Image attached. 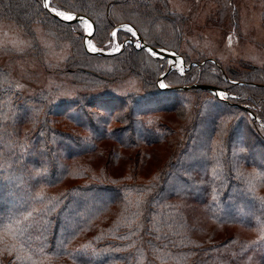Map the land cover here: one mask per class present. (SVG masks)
<instances>
[{
	"label": "trees",
	"instance_id": "16d2710c",
	"mask_svg": "<svg viewBox=\"0 0 264 264\" xmlns=\"http://www.w3.org/2000/svg\"><path fill=\"white\" fill-rule=\"evenodd\" d=\"M152 1L50 0L49 5L92 20V40L97 47L111 40V29L128 23L148 46L160 48L161 44L142 31L147 23L168 19L149 8ZM1 25L17 28L32 50L40 34L58 44L57 48L65 44L69 52L59 67L71 77L75 96L83 95L84 105H75L83 116L71 121L67 118L71 112L61 105L64 101H48L52 97L43 93L34 99L11 97L6 102L1 98L0 264H195L198 258H208L211 249L233 243L230 237L212 247L206 244L207 239H194L195 212L232 222L240 204L249 200L252 185L259 192L256 206L262 209L257 221L264 224V155H259L264 152V130L255 122L264 121V67L242 63V70H230L227 79L203 66L184 76L166 71L162 77L163 59L131 44L112 55L87 52L85 34L78 24L51 16L43 0H0ZM123 35L119 29V43L124 41ZM161 77L167 82L164 88L157 85ZM127 79L136 80L144 94L124 88V95L118 90L117 95L109 89ZM190 85L225 88L229 94H244L248 100L227 97L218 102L222 107L209 109L206 123L212 126V134L202 145L201 161H193L186 150L177 155L171 152L166 164L146 182L108 178V168L125 158L121 149H136L137 157L145 160L149 156L146 148L163 142L158 131L164 128L171 132V126L162 117L176 111L182 117L188 115L193 105L190 93L200 101L213 94L170 89ZM99 88L105 91L102 96L91 95ZM54 94L56 90L50 93ZM29 102L41 107L29 108ZM4 108L7 118L2 116ZM84 108L97 109L98 113L86 114ZM32 110L40 113L32 116ZM118 111L117 121L130 134L127 139L119 136L120 128L107 131L110 119L103 114ZM193 113L197 120L198 111ZM27 121L35 122L28 132L22 129V125H29ZM222 125L225 142L213 151L211 141ZM7 131L12 135L8 139L4 135ZM188 132L190 137L191 127ZM103 142H110V148L101 147ZM69 143L76 145L77 151H71ZM85 155L105 158V164L98 171L71 173L72 161ZM69 180V185L58 188Z\"/></svg>",
	"mask_w": 264,
	"mask_h": 264
},
{
	"label": "rangeland",
	"instance_id": "374dc122",
	"mask_svg": "<svg viewBox=\"0 0 264 264\" xmlns=\"http://www.w3.org/2000/svg\"><path fill=\"white\" fill-rule=\"evenodd\" d=\"M46 2L49 3L50 0H46ZM76 5L78 6V4ZM71 7H74V4ZM49 8L52 7L49 5ZM149 8H155L160 15L168 16V19L163 18L162 21L147 23V26L142 27L144 35L162 45L160 48L149 47L160 51L173 52L178 56L177 60L179 61L176 64L173 54L171 57L162 58L161 76L166 71H173L178 76H184L191 72L194 67L203 66L207 67L208 72L213 74L222 73V76L227 79V76H230V70H242V63L264 67L263 0H223V2L220 0H160L158 2L154 0ZM57 11L63 10L57 9ZM63 12H67L72 18L81 15L69 11ZM81 16L85 19L75 23L83 30L84 34H89L92 31V25L93 29L95 25L88 17ZM118 17L120 18V16ZM172 19H176L177 22H172ZM170 22L175 23L177 28L171 25ZM119 29L124 34L122 43L117 40ZM109 32L111 40H106L103 45V47L106 46V49L97 47L93 43L92 34L88 42L91 41L90 45L99 52L115 51L121 45H123V49L126 45L131 44L137 49L142 48L147 55L155 57L154 53L147 51L138 44L137 38L142 39V37L131 24L120 23ZM57 47L58 44L40 34L37 39V47L32 50L25 36L17 28L12 25H1L0 100L2 98L3 101L6 100L7 102L11 97L15 100L34 99L43 93L45 96L48 95L54 98H50L48 101H64L65 103L63 102L61 105L68 112H71L69 116L67 115V118H71V121L80 119L79 115L83 116V114L75 105H84L83 95L77 94L75 96L71 77L59 67L67 56L69 48L65 44L60 45V48ZM84 48L87 52H90L85 46ZM35 49H38L37 53ZM160 79H158L157 85L160 88L166 87L167 82ZM210 81L217 83L215 80ZM228 81L232 82L229 79ZM124 88H130L135 93L144 94L140 84L134 79H127L122 85L116 84L115 87H109L117 95L118 93L124 95ZM55 90L56 94L50 95ZM221 92H226L227 97H234L236 100H248V97L244 94L231 95L225 88L219 93ZM102 93H105V91L99 88L91 95L102 96ZM219 93H209L201 101L197 100L193 93H190L188 97L193 101V105L188 115L184 113L185 116L182 117L181 113L176 111L162 117L171 126V132L164 131V128L158 131L163 137V142L146 148L149 156L145 160L137 157L138 150L136 149H121V153L124 154L125 158L115 162L111 167L108 166L110 167L107 170L108 178L125 180L131 177L135 182H146L151 177L153 179V176L157 174V170L166 164L171 152L172 155H177L186 150L192 155L193 161H201L204 154L202 145L204 142L209 141L212 134V126L206 123L209 120L206 114L213 105L220 106L221 104L218 102L221 99H227L219 96ZM170 96L175 95L171 94ZM41 98H44V96ZM120 100L123 101L124 99L121 98ZM27 107L40 108L41 106L29 102ZM32 111V116L40 113L35 110ZM85 111L86 114L96 115L98 113L97 109L93 108L85 109ZM197 111L199 116L195 120L193 112ZM7 112L8 110L4 108V112H2L4 118H7ZM120 113L121 111H118L110 116L105 113L103 117L110 119L107 131L120 128L118 131L119 136L127 139L130 136L129 132L125 131L123 123L117 121ZM47 116L49 117V114ZM158 119L160 120V116ZM256 120L258 126L264 130V121L261 119ZM27 123L29 125H22V129L24 128L23 131L28 129V132L31 124L35 122L27 121ZM64 123L66 126H70L69 119H65ZM189 127L192 129L190 137L188 136ZM101 129L105 130V127L102 126ZM224 129L225 127L222 125L218 129L219 131L214 134L211 141L213 151L225 142ZM4 135L6 139L12 137L8 131ZM81 135L86 136V132H82ZM69 145L71 151H77L76 145L71 143ZM100 146L108 149L111 143L103 142ZM259 155L263 156L264 152L260 151ZM90 157L85 155L72 161L70 172L80 174L81 171H98L105 164V158L98 160L90 159ZM103 174H105V170ZM69 182H72V180L64 182L58 188L69 185ZM73 183L78 182L73 181ZM249 190L251 191L249 200H246L247 203L240 204L242 206L238 208L232 222H219L210 217H203L199 210L195 212V218L193 219L196 223V229L193 233L194 239L198 240L199 237L202 240L207 239L206 244H211L212 247L227 238L231 237L233 239L232 246L211 249L208 258H200V260L198 258L195 264H264V224L257 221L261 218L260 212L262 209L256 206L257 201L255 199L259 196V192L255 189V185H252ZM105 222L106 220L103 221V223ZM201 232L203 237H201ZM202 256H206V253Z\"/></svg>",
	"mask_w": 264,
	"mask_h": 264
},
{
	"label": "water",
	"instance_id": "95a60500",
	"mask_svg": "<svg viewBox=\"0 0 264 264\" xmlns=\"http://www.w3.org/2000/svg\"><path fill=\"white\" fill-rule=\"evenodd\" d=\"M44 1V4L46 3V0H43ZM46 8V7H45ZM48 13L53 16L54 18L58 19V20H61V21H64V22H80L82 21L83 19H85L83 16L81 15H76L74 18L72 19H64V18H61L60 16L56 15V13L52 12L51 9L52 8H49L47 7L46 8ZM92 25V24H91ZM93 25H92V31L89 33V34H85V41H84V44H85V47L88 48L87 44H88V40L93 32ZM138 40V44L141 45V47L145 48L147 51L154 53V56L157 57V58H166V57H171V55L173 54V56L175 57L176 59V64L179 63L178 62V56H176L173 52H170L168 50L166 51H160V50H157V49H154V48H151L149 47L141 38H137ZM123 45H121L120 47H118L115 51H107V52H99L97 51V49L95 51H93L92 49L93 48H88L90 50L91 53H95V54H98V55H112V54H115L117 52H119L121 49H122ZM168 73V72H167ZM166 73V74H167ZM165 76V74L163 75ZM162 76V77H163ZM162 77L160 80H162ZM171 90H190V89H198V90H204V91H208V92H211V93H214V94H217L221 91V89H219L218 87L216 86H212V85H190V86H183V87H174V88H170ZM241 109L247 111L250 113V115L253 117V114L252 112H250L246 107H243L241 106L240 107Z\"/></svg>",
	"mask_w": 264,
	"mask_h": 264
},
{
	"label": "snow or ice",
	"instance_id": "6c2138e0",
	"mask_svg": "<svg viewBox=\"0 0 264 264\" xmlns=\"http://www.w3.org/2000/svg\"><path fill=\"white\" fill-rule=\"evenodd\" d=\"M44 6L46 8L49 7V3L46 2ZM51 11L54 12V13H56V15H58V16L64 17L65 19H72V17L67 12L57 11L56 8H52ZM89 43H91V41H89ZM92 50L95 51L96 49L93 48ZM219 96L224 97V98H227V93L226 92H221V93H219Z\"/></svg>",
	"mask_w": 264,
	"mask_h": 264
},
{
	"label": "bare ground",
	"instance_id": "6f19581e",
	"mask_svg": "<svg viewBox=\"0 0 264 264\" xmlns=\"http://www.w3.org/2000/svg\"><path fill=\"white\" fill-rule=\"evenodd\" d=\"M61 17V16H60ZM61 18H64V17H61ZM87 46H88V48H93L91 45H90V43L88 42V44H87ZM162 52V51H161ZM179 62V61H178Z\"/></svg>",
	"mask_w": 264,
	"mask_h": 264
}]
</instances>
